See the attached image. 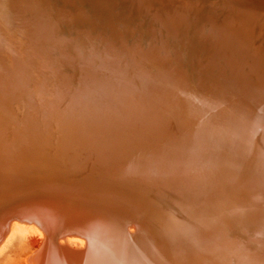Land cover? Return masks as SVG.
Instances as JSON below:
<instances>
[{"label":"bare ground","instance_id":"6f19581e","mask_svg":"<svg viewBox=\"0 0 264 264\" xmlns=\"http://www.w3.org/2000/svg\"><path fill=\"white\" fill-rule=\"evenodd\" d=\"M15 206L26 264H264V0H0Z\"/></svg>","mask_w":264,"mask_h":264},{"label":"rangeland","instance_id":"374dc122","mask_svg":"<svg viewBox=\"0 0 264 264\" xmlns=\"http://www.w3.org/2000/svg\"><path fill=\"white\" fill-rule=\"evenodd\" d=\"M31 250L30 242L19 232H14L10 242L0 252V264H26L25 259Z\"/></svg>","mask_w":264,"mask_h":264},{"label":"water","instance_id":"95a60500","mask_svg":"<svg viewBox=\"0 0 264 264\" xmlns=\"http://www.w3.org/2000/svg\"><path fill=\"white\" fill-rule=\"evenodd\" d=\"M38 200H42V199H38ZM23 207V206H22ZM22 207H20V208H18V206H15V207H13V208H11L10 210H1V211H3V213L2 214H0V220L1 219H3V218H5V217H7V215L8 216H11V215H13L14 213H16L17 212V210L18 211H20V209L22 210ZM42 208H44V207H42ZM26 209V208H25ZM29 211H27L26 213H37L36 211H34L31 207H30V209L29 208H27ZM31 211V212H30ZM129 223H131V221L130 222H126V224H125V227L127 226V225H129ZM63 230V229H62ZM121 232L122 233H127L126 231H123V230H121ZM65 233H58V235H57V237L55 238V237H52V240L54 239H57L58 237H60V236H62V235H64ZM55 243H56V245H57V242L55 241ZM88 245H90L89 243H87ZM87 246V245H86ZM60 248V247H59ZM256 256V255H255Z\"/></svg>","mask_w":264,"mask_h":264}]
</instances>
